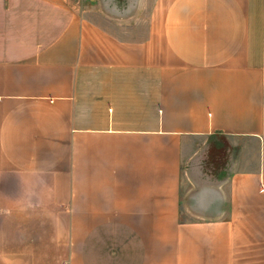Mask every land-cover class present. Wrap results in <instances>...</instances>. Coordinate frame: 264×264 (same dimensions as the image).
<instances>
[{
    "label": "crops",
    "instance_id": "1",
    "mask_svg": "<svg viewBox=\"0 0 264 264\" xmlns=\"http://www.w3.org/2000/svg\"><path fill=\"white\" fill-rule=\"evenodd\" d=\"M0 264H264V0H0Z\"/></svg>",
    "mask_w": 264,
    "mask_h": 264
},
{
    "label": "rangeland",
    "instance_id": "2",
    "mask_svg": "<svg viewBox=\"0 0 264 264\" xmlns=\"http://www.w3.org/2000/svg\"><path fill=\"white\" fill-rule=\"evenodd\" d=\"M236 148H231L228 140L225 137H217L204 149L202 153L200 171L203 174L220 180L225 174L227 163L230 156L236 153ZM199 194V189L187 183L181 188V209L183 212V220L196 221L209 217L207 213L199 212L198 206L195 203L196 196Z\"/></svg>",
    "mask_w": 264,
    "mask_h": 264
}]
</instances>
